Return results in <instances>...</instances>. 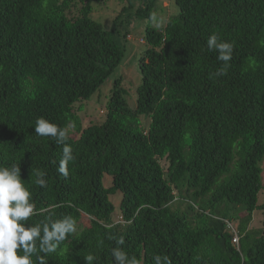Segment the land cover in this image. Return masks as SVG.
<instances>
[{"label":"trees","instance_id":"obj_1","mask_svg":"<svg viewBox=\"0 0 264 264\" xmlns=\"http://www.w3.org/2000/svg\"><path fill=\"white\" fill-rule=\"evenodd\" d=\"M75 1L83 7L70 18ZM94 1L0 0V166L20 165L43 210L29 224L48 215L77 221L48 264H86L88 254L113 264L120 237L139 264L156 255L172 264H264V0H174L178 13L145 30L135 108L116 80L102 124L83 127L74 109L123 60L90 18ZM212 34L234 45L224 76L206 47ZM38 117L67 128V178L57 172L63 145L36 136ZM34 169L46 173V187ZM256 211L258 229L250 227Z\"/></svg>","mask_w":264,"mask_h":264},{"label":"clouds","instance_id":"obj_2","mask_svg":"<svg viewBox=\"0 0 264 264\" xmlns=\"http://www.w3.org/2000/svg\"><path fill=\"white\" fill-rule=\"evenodd\" d=\"M149 20L154 28H162L168 20L152 13ZM209 51L218 53L217 59L222 62L216 71L217 77L227 74L230 61L233 57L234 45L221 41L216 34L206 40ZM35 134L38 137L50 138L58 145H63L62 155L59 159L57 172L67 178L69 176V163L74 160L73 150L66 143L67 128L60 127L46 118L38 117L35 120ZM35 184L40 187L47 186L46 173L34 169ZM32 200V193L21 179L20 165L0 166V264H48L47 257L56 253L61 245L77 232V221L72 216L53 219L51 215L45 216L38 223H30L32 217L40 215ZM125 244L123 237L115 240L111 255L113 264H139L134 257L121 246ZM86 264H97L94 254L84 256ZM154 264H172L169 256H154Z\"/></svg>","mask_w":264,"mask_h":264},{"label":"rangeland","instance_id":"obj_3","mask_svg":"<svg viewBox=\"0 0 264 264\" xmlns=\"http://www.w3.org/2000/svg\"><path fill=\"white\" fill-rule=\"evenodd\" d=\"M149 1L151 0H99L98 2H91L90 18L111 34L113 41L123 51V60L98 91L88 101L80 103L74 109L76 115L82 121L83 127L89 124H102L105 117V105L111 96L116 80H120V88L128 107L135 108L136 91L141 82L138 61L147 49L144 43L145 30L147 27H153L149 17L152 13H156L169 20L178 13L174 0H153V7L139 12V9L146 8ZM82 7L83 5L80 2L75 1L67 11L68 16L70 18L79 16ZM140 120L142 125L146 124V118L141 117ZM161 165L165 167L163 162ZM109 184L110 177L105 175L103 185L108 186ZM114 196L111 198V202L115 207V214H117L120 194ZM262 200L263 196L260 195L258 203L260 204ZM253 215V222L250 227L258 229L261 219L259 211H256ZM87 224V218L83 217L80 225L86 227Z\"/></svg>","mask_w":264,"mask_h":264},{"label":"built area","instance_id":"obj_4","mask_svg":"<svg viewBox=\"0 0 264 264\" xmlns=\"http://www.w3.org/2000/svg\"><path fill=\"white\" fill-rule=\"evenodd\" d=\"M227 227L233 234L232 243L237 247L238 246V235L236 231L230 226V224H227Z\"/></svg>","mask_w":264,"mask_h":264}]
</instances>
